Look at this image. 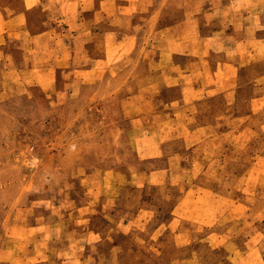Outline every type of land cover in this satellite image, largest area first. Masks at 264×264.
Listing matches in <instances>:
<instances>
[{"label":"crops","instance_id":"1","mask_svg":"<svg viewBox=\"0 0 264 264\" xmlns=\"http://www.w3.org/2000/svg\"><path fill=\"white\" fill-rule=\"evenodd\" d=\"M207 1L176 6L175 0H0V78L17 79L19 86H35L44 94L70 93L58 85L61 76L69 78L73 93L85 83L81 79L95 78V94H179L164 104L173 117H160L157 106L148 117L137 102L125 106L115 124L130 123L138 156L146 143L145 156L159 158L164 143L182 142L173 159L183 152L201 162L215 157L216 168L197 169L178 160L165 176L148 173L146 182L175 185L166 182L173 174L184 175L189 186L182 197L191 208L186 217L204 229L193 205L210 193L197 180L219 175L217 187L224 190L216 195L220 240L209 248L225 252L230 264H264V70L258 68L264 66V0ZM130 65L132 74H127ZM118 76L136 77L137 88L114 89ZM149 77L150 82L140 81ZM17 84L5 83L0 93L12 92ZM210 98L225 99L224 113L193 125L188 111ZM108 106L104 102V118L113 126ZM177 111H183V123ZM221 201L227 202L224 210ZM184 236L181 246L188 249L192 240ZM207 239L208 234L199 241Z\"/></svg>","mask_w":264,"mask_h":264},{"label":"rangeland","instance_id":"2","mask_svg":"<svg viewBox=\"0 0 264 264\" xmlns=\"http://www.w3.org/2000/svg\"><path fill=\"white\" fill-rule=\"evenodd\" d=\"M185 1L175 0L174 5L183 6ZM199 2L192 0L194 5ZM174 17L179 18L180 12H174ZM132 68L127 74H132ZM258 68L264 70V66ZM68 80L61 76L58 85L70 93L57 95L19 86L14 78H0V86L17 84L12 92L0 93V264H230L225 252L209 248L220 240L216 195L224 190L217 187L219 175L209 173L203 182L197 180L210 193L193 205L204 229L186 217L191 208L183 201L189 186L184 175L173 174V180L166 182L177 181L175 185L155 187L146 182L148 173L165 176L178 160L200 169L203 165L216 168V158L201 162L183 152L173 159L171 153L182 142L164 143V156L159 158L145 156L146 143L138 156L137 136L130 131L129 121L115 124L120 111L137 102L144 104L148 117L156 106L160 117H173V110H165L164 104L180 95L95 94V78L81 79L85 83L73 93ZM125 84L136 89L137 78H114V89ZM223 101L210 98L189 110L192 124L222 116ZM104 102L113 126L106 124ZM178 114L183 123V111ZM260 148L263 145L258 142ZM220 203L224 210L227 202ZM185 234L192 240L188 249L181 246ZM207 234V242L199 241Z\"/></svg>","mask_w":264,"mask_h":264}]
</instances>
